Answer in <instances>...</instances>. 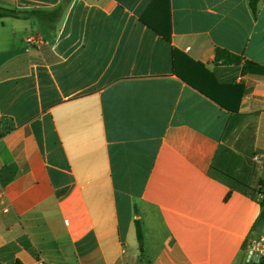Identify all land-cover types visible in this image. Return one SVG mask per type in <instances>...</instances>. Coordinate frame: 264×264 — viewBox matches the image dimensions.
<instances>
[{
  "label": "crops",
  "instance_id": "obj_1",
  "mask_svg": "<svg viewBox=\"0 0 264 264\" xmlns=\"http://www.w3.org/2000/svg\"><path fill=\"white\" fill-rule=\"evenodd\" d=\"M66 1L56 20L0 18V264L250 263L264 0H170V40L141 21L153 0L0 6ZM174 52L243 84L239 112L183 81Z\"/></svg>",
  "mask_w": 264,
  "mask_h": 264
},
{
  "label": "trees",
  "instance_id": "obj_2",
  "mask_svg": "<svg viewBox=\"0 0 264 264\" xmlns=\"http://www.w3.org/2000/svg\"><path fill=\"white\" fill-rule=\"evenodd\" d=\"M250 7L254 14L257 13L259 0H249ZM69 1L63 2L52 12L41 10H16L6 9L0 6V18L15 17L30 19L32 17H41L49 20H56L65 12ZM141 21L148 27L154 29L167 40L171 38L172 26L170 15V0H153L146 13L141 17ZM256 65L248 63V66ZM174 67L180 78L200 91L202 94L213 100L221 108L230 113H238L241 100L244 94L245 86L234 82H223L216 75L205 68L204 65L194 62L183 54L174 52ZM260 68V67H259ZM264 72V68L259 69ZM263 207L257 223V229L264 225V199L261 202ZM137 239L140 248L143 249L144 237L140 222L136 220ZM259 238V235H256ZM16 264H21L17 262ZM248 264H264V259L260 258Z\"/></svg>",
  "mask_w": 264,
  "mask_h": 264
},
{
  "label": "built area",
  "instance_id": "obj_3",
  "mask_svg": "<svg viewBox=\"0 0 264 264\" xmlns=\"http://www.w3.org/2000/svg\"><path fill=\"white\" fill-rule=\"evenodd\" d=\"M30 41H32V39H30ZM252 255H253V260L258 261L260 259V257L263 255L264 253V237L260 238L255 245L253 246L252 250Z\"/></svg>",
  "mask_w": 264,
  "mask_h": 264
},
{
  "label": "water",
  "instance_id": "obj_4",
  "mask_svg": "<svg viewBox=\"0 0 264 264\" xmlns=\"http://www.w3.org/2000/svg\"><path fill=\"white\" fill-rule=\"evenodd\" d=\"M260 233H261V229L258 230V234H260ZM249 262L250 263L254 262L252 252H251V255H250V261Z\"/></svg>",
  "mask_w": 264,
  "mask_h": 264
},
{
  "label": "rangeland",
  "instance_id": "obj_5",
  "mask_svg": "<svg viewBox=\"0 0 264 264\" xmlns=\"http://www.w3.org/2000/svg\"><path fill=\"white\" fill-rule=\"evenodd\" d=\"M264 193V192H263ZM256 261V260H255Z\"/></svg>",
  "mask_w": 264,
  "mask_h": 264
}]
</instances>
